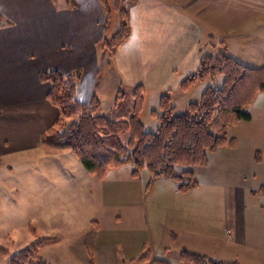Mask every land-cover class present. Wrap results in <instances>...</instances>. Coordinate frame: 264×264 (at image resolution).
<instances>
[{
    "label": "crops",
    "instance_id": "1",
    "mask_svg": "<svg viewBox=\"0 0 264 264\" xmlns=\"http://www.w3.org/2000/svg\"><path fill=\"white\" fill-rule=\"evenodd\" d=\"M170 1L163 3V10L158 12L161 29L144 30L142 23L138 34L134 30L126 41V46H131L129 51L121 47L123 53H115L118 70L129 82L142 81L148 67L157 66L152 59L158 53L165 56V49L155 44V35H168L169 41L163 44L174 45L172 55L164 57L169 59L168 69H180L183 61L193 58L192 47L200 43L204 31L208 40L219 42L228 54L226 36L217 40L218 33L210 32L213 36L207 37L208 29L201 26L198 18H192V9H199L193 5L197 0H187L181 6H176L177 0ZM206 1L214 4V0H203ZM216 1L222 4V13L214 9L211 20L219 24L222 17L223 26L226 23L230 32L237 30L243 42L251 27H255L252 34L261 37L255 49L245 50L243 63L237 61L249 67L264 66V0ZM55 2L0 0V188L6 187V179L16 172V165L30 162L32 176L43 171L39 159L50 163V169L47 167L39 178H33L34 189L30 190L32 210L38 202L49 204L50 208H44L49 221H62L56 235L49 237L53 240L39 244L52 251L50 256L57 262L50 264H191L180 259L181 251L240 264H264V193L259 191L264 185V92L255 94L245 106L249 120L227 127L232 144L209 153L205 165L189 166L195 188L181 192L174 179L151 177L147 170L133 176L131 164L111 168L97 178L67 151L54 154L53 149L39 143L40 133L53 124L57 115V109L47 100L49 86L39 80V73L51 67L66 72L60 66L67 63L60 61L68 60L66 52L70 47L77 50V42L84 49L95 43L104 15L99 0H72L76 4L73 8L70 0ZM164 6L172 8L177 16L168 15L171 12ZM91 27L92 35L88 32ZM136 48L142 55L133 58L131 52ZM203 52H196L198 61ZM133 72L138 76L129 77ZM95 79L88 81L85 77L90 88L84 91V76L81 77V100L86 99L81 92L88 95L94 91L99 97L110 92L113 95L123 81L114 78L105 92L107 81L97 85ZM167 79L169 74L157 82L165 84ZM208 80L221 84L220 77ZM201 91V87H195L194 99H199L196 96L200 97ZM168 93L173 104L174 92ZM38 181H44L41 189L36 188ZM4 194L11 197L6 189L0 190V204ZM63 243L67 246L57 248Z\"/></svg>",
    "mask_w": 264,
    "mask_h": 264
},
{
    "label": "rangeland",
    "instance_id": "2",
    "mask_svg": "<svg viewBox=\"0 0 264 264\" xmlns=\"http://www.w3.org/2000/svg\"><path fill=\"white\" fill-rule=\"evenodd\" d=\"M55 4H62L64 0H55ZM59 1V2H58ZM170 0H107L108 8H110V17L107 21H105V17L103 15V21L101 22V26L98 27V37H96L95 43L91 44L85 49L81 47V44L77 42L75 49L71 50L67 55L69 56L67 61L61 60L60 62L67 63L65 66H60V68L64 69L66 72H59L55 67H51L52 69H56L60 74H66L71 72L79 71V78L76 82V99L80 103H95L96 107H93L89 111H82L85 114H91L92 116L96 117H103L107 119L109 122H118V121H129V118L132 117L134 113V107L137 104L138 99H140V108L138 109L136 116L139 117L143 127L146 131H154L157 127V119L153 115L154 110H158L159 107V100L161 96L166 95L169 98V90H172L174 93L172 94V102L173 107L177 109V112H183L184 104L187 105L190 102L196 101L198 99H194L195 97V87H201V93L206 88L207 85H212L214 82H210L208 78L204 80H197L189 84L185 89L181 88V83H183L186 79L192 78L193 74L197 73L199 67V61L196 57V52L198 50H204L201 54V57L205 56H212L217 53H225L223 47L218 45L215 40H208L206 38L207 32L204 31L199 39L200 43L193 45L192 50L195 51L193 53V58L189 61V59L183 61V66L179 67L180 69H168L169 66V59L165 60V56L172 55V50L174 45L172 43L163 44V41L168 40V35L156 36L153 37L155 39V44H159L162 49H165V56L163 54L158 53L156 57L152 60H155L154 63L157 65L156 67H148V72L143 75L142 81L140 82H129V79L126 75L120 72L119 69V62L114 59L115 53L121 55L123 52L120 51L121 47L123 49L129 51L130 47L126 46V41L133 35L134 30H136L138 34V26L143 23L144 30H159L161 29L162 25H160L161 15L158 14L160 10H163V3H166ZM187 0H177L175 3L176 6L183 5ZM162 2V3H161ZM170 2L173 3V0ZM99 3L101 4L100 0ZM202 3V4H200ZM70 7L73 8L75 5L73 4L72 0H70ZM166 5V4H165ZM193 5L198 6L193 8L192 10L195 11L191 15L192 18L196 17L201 21V26L203 28L208 29V36L211 37L213 35L210 32H214L215 38L217 40L224 39V36L227 38V46L229 56L233 58H237L242 62L243 56L245 55V50L250 47L251 49H255L256 43L260 44L261 37L256 36L253 33L255 27H251L247 30L246 33V40L243 42L242 38L237 36V30L229 31L227 25L223 26V18L221 17L219 20V24L217 21L214 20L215 12L214 9H219L221 12L222 4L218 3V1L214 0V4L209 3L208 1L203 2V0H197ZM102 6V4H101ZM175 7L174 5H172ZM202 6V7H200ZM165 9H169L171 13V17H176V12L172 11V8L164 6ZM77 8V7H76ZM74 8V9H76ZM147 8H151L148 10ZM103 9V7H102ZM180 9V7H179ZM122 12V13H121ZM146 13V15H144ZM222 13V12H221ZM104 14V10H103ZM125 14L126 17L123 15ZM174 16H173V15ZM124 17V18H123ZM213 18V20H211ZM179 20L178 18H176ZM207 19L209 21H207ZM209 23V26L207 25ZM227 22V21H226ZM106 24V25H105ZM257 21H255V26ZM101 27V29H100ZM168 27V26H167ZM173 27V26H172ZM92 28L88 31L92 35ZM83 29H80L78 33H81ZM101 32H100V31ZM120 30V35L122 36L119 38L120 35H116V32ZM77 31V30H76ZM135 32V33H136ZM230 32V33H229ZM233 32V33H232ZM229 34V35H226ZM115 36V37H114ZM166 36V37H165ZM161 38V39H160ZM160 39V41H159ZM203 39L207 41H203ZM240 40V41H239ZM213 42V43H212ZM239 42V43H238ZM211 43V44H210ZM133 49V48H132ZM134 50V49H133ZM223 50V51H222ZM167 51V52H166ZM218 51V52H216ZM220 51V52H219ZM119 52H121L119 54ZM129 53V52H128ZM151 53V52H150ZM155 54L154 52L151 54ZM263 56H264V45H263ZM132 57L134 55H142L141 52L138 51L136 48L135 52H131ZM107 59V60H106ZM200 60V59H199ZM168 61V63H167ZM97 62V63H96ZM104 62V63H103ZM117 62V64H116ZM94 63L98 64V76L95 79V75L97 74L96 70L93 68ZM243 63V62H242ZM186 65V66H184ZM108 66V68H107ZM68 67V68H66ZM102 67L103 70H102ZM264 67V66H260ZM260 67H252V68H260ZM50 69V68H48ZM166 69V70H165ZM84 72V73H83ZM95 72V73H94ZM169 72V73H168ZM169 74V79L165 84L158 83L157 79H162L167 77ZM176 74V76H175ZM84 76V91L88 89L89 85L85 82V77L88 78V81L93 78V80H97V85L102 84L104 85V81H107V84L104 85L105 92L107 87L109 88L111 85V81L114 78H117L122 83L119 84L117 91L113 93H105L102 97H99L96 92H81L82 96L86 99L79 98V83L81 77ZM138 76L135 72L131 73L129 77H136ZM215 78L221 77V75L216 74ZM111 78V79H109ZM176 79V80H175ZM175 81H177L175 83ZM219 81V80H218ZM129 82V83H128ZM49 86V91L51 90V84L49 82H45ZM219 84V83H217ZM92 86V83H90ZM90 88V87H89ZM163 92V93H162ZM162 93V94H161ZM80 95V96H81ZM161 95V96H160ZM160 96V98H159ZM158 100H156V98ZM196 98H199L196 96ZM48 100V99H47ZM170 100V98H169ZM49 101V100H48ZM50 102V101H49ZM186 102H188L186 104ZM51 103V102H50ZM57 109V115H55L53 124L43 130L39 135V143L41 144V136L44 133H47L52 130H59L61 127L67 126L72 121L77 119V115L68 116L62 118L60 116V111L56 105L51 103ZM158 114V113H157ZM230 126V125H229ZM228 125H223L217 115H213V118L210 123V129L214 133L225 132L227 134ZM131 129V128H130ZM129 127L121 131L118 135L119 140L123 144H129L130 130ZM101 136L107 135V129H100L99 130ZM43 146V145H42ZM45 147V146H44ZM48 149H53L54 154L60 153L57 151H67L72 157L77 159L68 149L65 148H50L45 147ZM7 158V157H5ZM9 158V157H8ZM5 160V159H3ZM41 161V167L43 171H39L36 173L37 175L32 174L30 175V162H27L26 165L19 164L16 165V172L12 171L11 177L6 179L8 183H6L5 188H0L1 192H8L9 196L2 197V204H0V247L5 250V253H0V264H13L9 263L10 258L17 255L22 251H26V257H23V261L20 264H30V260L32 256L41 257L47 263H56L54 259L51 258L49 249L47 250L46 246L40 247V243H48L51 241H44L45 239H52L49 238L51 236H55L58 226L61 225V218L50 220L44 214L46 210L45 207L50 208L49 204L45 205L44 203H37L36 208L34 207L33 210L31 209V189H34V186L31 183H34L33 178L40 177L42 172H45L46 168L49 167L50 163H45L46 159H39ZM7 162V161H6ZM13 164V163H12ZM127 165V164H126ZM40 168V165L39 167ZM0 166V172H1ZM51 173V172H50ZM44 175V174H43ZM44 177V176H43ZM44 181H38L37 189H41L43 186H40V183ZM258 179L256 180V184H258ZM41 183V185H42ZM41 187V188H40ZM39 191V190H38ZM12 199V202L9 201ZM53 205V204H52ZM51 205V206H52ZM56 206V205H55ZM54 206V207H55ZM56 210V209H55ZM60 210V209H58ZM60 221V222H59ZM56 229V230H55ZM65 238H62L61 241L64 242ZM39 242L37 245L35 243ZM34 245V246H33ZM39 245V246H38ZM66 244L63 243L60 249H63ZM32 249V250H31ZM31 253V254H30ZM28 254V255H27ZM31 255V256H30ZM36 258V257H35ZM78 263V262H77Z\"/></svg>",
    "mask_w": 264,
    "mask_h": 264
},
{
    "label": "trees",
    "instance_id": "3",
    "mask_svg": "<svg viewBox=\"0 0 264 264\" xmlns=\"http://www.w3.org/2000/svg\"><path fill=\"white\" fill-rule=\"evenodd\" d=\"M100 2L107 21L110 8L107 0ZM123 16L126 17L125 14ZM117 34L120 35V30L115 36ZM121 36L122 33L119 38ZM216 74L221 75V84L207 85L199 99L188 103L183 112H177L166 95L161 96L159 109L152 112L157 119V127L154 131H146L136 116L140 99L129 121L109 122L103 117L82 113L96 106L95 103H80L76 99L79 71L60 74L56 69H45L39 73V80L51 84L47 99L58 107L62 118L77 115V119L59 130L42 134L41 145L68 149L97 178H102L111 168L131 164L133 176L147 170L151 177H170L179 183L181 192L188 191L196 187L189 166L205 165L209 153L234 141L223 131H211L213 115H217L225 126L249 120L245 106L252 102L255 94L264 92V67L246 66L225 53L201 57L197 73L180 86L185 89L194 81L215 78ZM128 127L131 128V138L129 144H123L118 135ZM100 129H107V135L101 136ZM259 191L264 193V185L259 187ZM0 253H5L1 247ZM24 256L26 251L10 258L9 263L20 264ZM179 256L191 264H240L235 260H218L189 251H181ZM30 264L48 263L32 256ZM154 264L167 263L154 261Z\"/></svg>",
    "mask_w": 264,
    "mask_h": 264
}]
</instances>
